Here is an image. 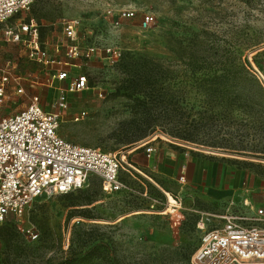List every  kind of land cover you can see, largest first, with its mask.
Wrapping results in <instances>:
<instances>
[{
  "label": "rangeland",
  "instance_id": "rangeland-1",
  "mask_svg": "<svg viewBox=\"0 0 264 264\" xmlns=\"http://www.w3.org/2000/svg\"><path fill=\"white\" fill-rule=\"evenodd\" d=\"M31 15L44 57L6 40L0 24L4 116L38 96L61 116L60 135L71 143L129 164L148 148L225 163L244 172L236 204L263 198L264 0H37ZM146 15L153 22L144 28ZM70 22L81 48L102 52L70 60L60 39ZM81 75L88 87L71 91ZM125 169L128 191L107 194L93 178L80 191L38 197L20 222L0 223V264H78L72 253L98 244L102 253L84 264H192L203 235L192 190Z\"/></svg>",
  "mask_w": 264,
  "mask_h": 264
},
{
  "label": "built area",
  "instance_id": "built-area-1",
  "mask_svg": "<svg viewBox=\"0 0 264 264\" xmlns=\"http://www.w3.org/2000/svg\"><path fill=\"white\" fill-rule=\"evenodd\" d=\"M36 2L0 0V24L5 26L6 40L25 42L30 56L44 57L38 27L31 15ZM122 16L132 18L134 13L123 12ZM152 22L153 17L146 15L142 27L146 28ZM60 39L69 42L66 55L70 60L102 52L95 45L85 49L80 47L73 22L66 24ZM105 52L110 58L111 49H104ZM119 57L120 54L115 53L111 58L118 60ZM67 78L68 72L60 74L61 81ZM8 85V74L0 73V223L10 218L20 222L38 197L80 191L92 177L100 181L107 194L129 190L121 173L129 172L125 167L133 171L135 168L127 162L126 156L64 139L60 135L61 116L44 109L38 96H34L25 109L4 116ZM87 87L88 79L81 75L74 79L70 90L83 91ZM17 93H23V89H18ZM59 105L67 108L64 98ZM85 117L82 113L77 120ZM151 152L148 148L147 154ZM211 218L220 220V224L202 236L192 264H264V201L260 207L249 201L241 208L230 205L223 215ZM26 233L37 238L32 229H27Z\"/></svg>",
  "mask_w": 264,
  "mask_h": 264
},
{
  "label": "crops",
  "instance_id": "crops-1",
  "mask_svg": "<svg viewBox=\"0 0 264 264\" xmlns=\"http://www.w3.org/2000/svg\"><path fill=\"white\" fill-rule=\"evenodd\" d=\"M17 112L16 110L12 111L10 116ZM153 153L154 150L148 155L145 149L141 150L139 154H134L131 159L134 171L154 182L139 169L143 168L152 172L157 178V182H162L163 185L166 182H179L181 191H185V187H189L194 199L203 206L202 210H193L200 217L196 228L202 231L203 235L220 224V220L212 219L211 216L219 217L226 212L230 205L241 208L245 201H249L245 199L242 203L236 204L243 194L241 190L244 172L241 170H234L225 163L207 162L202 159L186 161L185 157L180 158L173 150L166 148H163L161 156ZM181 177H184L185 180L181 181ZM93 178L95 177L90 180ZM121 179L124 181L122 177ZM263 201L264 196L261 200L259 199V202L253 201V205L260 207ZM249 202L252 203V201ZM204 208L207 211H203Z\"/></svg>",
  "mask_w": 264,
  "mask_h": 264
},
{
  "label": "trees",
  "instance_id": "trees-1",
  "mask_svg": "<svg viewBox=\"0 0 264 264\" xmlns=\"http://www.w3.org/2000/svg\"><path fill=\"white\" fill-rule=\"evenodd\" d=\"M142 105H144V104H142ZM138 108L140 109L141 107L138 106ZM146 137H147V135H143L140 138H138L137 141L143 140ZM101 246H102L101 244L95 245L91 249L86 251L85 254H82L81 249L79 251L75 250L71 256L73 258L72 263L77 262L78 264H84L85 262L89 261L90 259H93L94 257L100 255L102 253ZM60 264H70V263H60Z\"/></svg>",
  "mask_w": 264,
  "mask_h": 264
},
{
  "label": "bare ground",
  "instance_id": "bare-ground-1",
  "mask_svg": "<svg viewBox=\"0 0 264 264\" xmlns=\"http://www.w3.org/2000/svg\"><path fill=\"white\" fill-rule=\"evenodd\" d=\"M169 199L173 202V200L169 197ZM175 203V202H174Z\"/></svg>",
  "mask_w": 264,
  "mask_h": 264
}]
</instances>
